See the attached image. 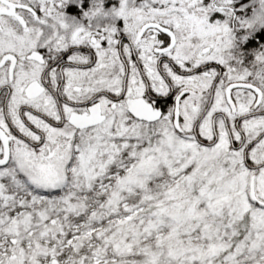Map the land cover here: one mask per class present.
Returning <instances> with one entry per match:
<instances>
[{"label": "snow or ice", "instance_id": "6c2138e0", "mask_svg": "<svg viewBox=\"0 0 264 264\" xmlns=\"http://www.w3.org/2000/svg\"><path fill=\"white\" fill-rule=\"evenodd\" d=\"M0 264H264V0H0Z\"/></svg>", "mask_w": 264, "mask_h": 264}]
</instances>
